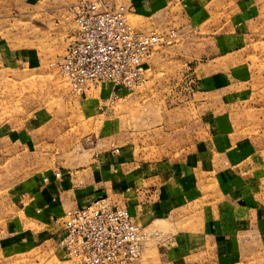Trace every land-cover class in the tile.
I'll list each match as a JSON object with an SVG mask.
<instances>
[{"label": "rangeland", "instance_id": "374dc122", "mask_svg": "<svg viewBox=\"0 0 264 264\" xmlns=\"http://www.w3.org/2000/svg\"><path fill=\"white\" fill-rule=\"evenodd\" d=\"M131 1L117 4L132 7ZM237 1L139 0L148 8L130 11L128 23L143 33L173 30L175 36L153 51L146 84L99 109L93 101L96 93L72 94L60 72L50 67L73 36V23L60 18L70 0H0V130L9 142L20 140L15 149L38 157V170L50 167L60 152L84 154L104 138L132 151V161L139 165L179 160L202 138L199 121L204 114L227 116L223 138L239 144L247 157L246 188L240 187L237 195L229 187L226 194L213 181L202 200H191L180 212L183 219L176 226L152 211L144 217L152 230L143 229L136 264H264V0H255L254 15L238 20L242 4ZM213 78L217 86L211 85ZM86 137L94 139L93 146L79 145ZM124 171L116 172L115 179L124 177ZM15 180L0 177V264H78L57 247L62 218L42 225L24 215L11 195ZM104 187L114 206L138 215L141 203L158 204L154 178L145 186L151 192L146 199L126 195L123 185ZM207 200L225 207L210 208ZM212 220L223 223V235ZM178 229L191 241L169 240ZM222 236L228 239L217 241ZM175 249H185L186 256L179 257ZM226 250L230 256H221Z\"/></svg>", "mask_w": 264, "mask_h": 264}, {"label": "crops", "instance_id": "0c3cea01", "mask_svg": "<svg viewBox=\"0 0 264 264\" xmlns=\"http://www.w3.org/2000/svg\"><path fill=\"white\" fill-rule=\"evenodd\" d=\"M190 1L193 3V0ZM131 2L135 12L148 8L146 4L140 6L139 0H132ZM237 2L242 4V9L236 15L237 20L240 17L254 15L256 12L255 0H238ZM195 3L199 4V0H196ZM192 8H195L193 4ZM229 80L227 78V82ZM210 81L212 86L218 85L217 78L210 79ZM206 94L211 93L207 92ZM126 96L125 93L120 94V101ZM93 98L99 109H102L103 104H108V95L104 90L96 93ZM210 112L201 117L199 121L201 131L199 133L203 136L194 143L188 153L179 160H165L155 166L134 163L132 151L131 153L128 149L125 151L113 138H104L102 142L96 140L94 147V139L86 137L79 145L84 144L93 147L86 149L84 154H77L73 152V149H67L54 156L50 167L48 166L41 171L38 170L40 167L38 157L29 151L15 149L17 146L20 147V140L11 143L3 130H0V177L16 179L11 185L13 200H16L24 215L32 216L39 220L42 225L57 224L63 217L65 210L82 207L96 199L107 197L108 191L104 185L110 187L112 183L118 187L123 185L126 188L124 190L126 195L133 194L136 200L146 199L150 195H145V193L150 192V190H145V186L150 185L154 178L157 179L158 185L157 190H155V192H159L158 204L150 201L141 203L139 215L135 210H127L134 223L142 229L145 228V230H152V223L147 222L144 217L152 215V211L155 209L162 216L168 217L166 218L167 225L176 226L183 219L180 212L187 210L195 198L202 200L207 192V185L213 181L218 180L219 187H216L217 190L226 194L230 193L231 189L238 195L240 187L243 190L246 188L243 177L248 172L244 164L248 162L247 157H244L243 149L240 148L239 144L234 146L223 138L225 131L228 130L227 126H229L227 116H216L212 115L214 111ZM115 148L118 149V153L113 151ZM120 170H125L124 177L115 179L117 177L114 175ZM56 174L60 175L59 178H56ZM139 185L140 187H138ZM209 195L207 193L206 197ZM235 202L241 203L242 201L236 198ZM205 204L210 208L216 207L220 210L225 207L223 203L217 207L218 204H214L210 200L205 201ZM228 204L232 209L233 202H228ZM211 225L219 226L220 235H223V223L218 224L212 220ZM217 230L219 231L218 228ZM61 232L62 225L58 230L57 240ZM203 232L206 231L203 230ZM169 238L174 243L191 241L183 229H178L176 234ZM226 239L228 237L222 236L217 241ZM174 252L179 257L186 256L185 249H175ZM221 256L226 257L230 254L226 250L221 252ZM179 262L181 261L179 260Z\"/></svg>", "mask_w": 264, "mask_h": 264}, {"label": "built area", "instance_id": "2783aa9c", "mask_svg": "<svg viewBox=\"0 0 264 264\" xmlns=\"http://www.w3.org/2000/svg\"><path fill=\"white\" fill-rule=\"evenodd\" d=\"M132 10L115 0H70L64 7L60 18L71 21L74 32L63 56L50 67L60 72L72 94L104 90L111 106L120 94L149 81L153 51L175 32L135 30L127 18ZM113 151L118 153L117 148ZM61 225L57 247L78 264H136L141 257L143 229L126 208L114 206L107 197L70 209Z\"/></svg>", "mask_w": 264, "mask_h": 264}]
</instances>
